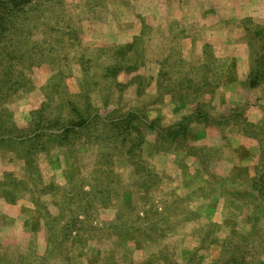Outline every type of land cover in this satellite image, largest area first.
Instances as JSON below:
<instances>
[{
    "label": "rangeland",
    "instance_id": "obj_1",
    "mask_svg": "<svg viewBox=\"0 0 264 264\" xmlns=\"http://www.w3.org/2000/svg\"><path fill=\"white\" fill-rule=\"evenodd\" d=\"M0 264H264V0H0Z\"/></svg>",
    "mask_w": 264,
    "mask_h": 264
},
{
    "label": "crops",
    "instance_id": "obj_2",
    "mask_svg": "<svg viewBox=\"0 0 264 264\" xmlns=\"http://www.w3.org/2000/svg\"><path fill=\"white\" fill-rule=\"evenodd\" d=\"M22 169H24V166H23V168ZM25 170V169H24ZM12 207H13V205H12Z\"/></svg>",
    "mask_w": 264,
    "mask_h": 264
}]
</instances>
